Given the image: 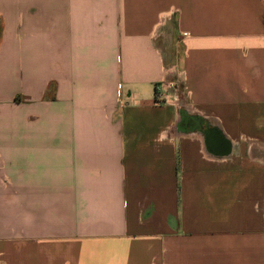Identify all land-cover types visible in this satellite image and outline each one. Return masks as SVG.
<instances>
[{
	"label": "crops",
	"instance_id": "crops-1",
	"mask_svg": "<svg viewBox=\"0 0 264 264\" xmlns=\"http://www.w3.org/2000/svg\"><path fill=\"white\" fill-rule=\"evenodd\" d=\"M0 264H264V0H0Z\"/></svg>",
	"mask_w": 264,
	"mask_h": 264
},
{
	"label": "built area",
	"instance_id": "built-area-1",
	"mask_svg": "<svg viewBox=\"0 0 264 264\" xmlns=\"http://www.w3.org/2000/svg\"><path fill=\"white\" fill-rule=\"evenodd\" d=\"M156 103H162V102H166V98L164 97V95L162 93H156V97H155Z\"/></svg>",
	"mask_w": 264,
	"mask_h": 264
}]
</instances>
